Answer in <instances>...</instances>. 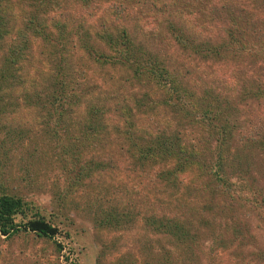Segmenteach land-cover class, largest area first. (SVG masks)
<instances>
[{"label":"rangeland","instance_id":"obj_1","mask_svg":"<svg viewBox=\"0 0 264 264\" xmlns=\"http://www.w3.org/2000/svg\"><path fill=\"white\" fill-rule=\"evenodd\" d=\"M206 1L0 0V20L13 27L0 48V186L62 237L0 236V264H264V62L208 57L222 43L234 49L223 29L237 31L229 12L241 0H211L212 14H199ZM258 9L256 37L264 30ZM123 48L188 81L180 88L197 95H182L184 120L175 92L168 100L149 90L158 94L146 110L149 85L130 79ZM210 111L218 121L205 119ZM176 129L200 138L204 170L220 169L243 193L193 172L172 185L136 178L125 148L169 141Z\"/></svg>","mask_w":264,"mask_h":264},{"label":"trees","instance_id":"obj_2","mask_svg":"<svg viewBox=\"0 0 264 264\" xmlns=\"http://www.w3.org/2000/svg\"><path fill=\"white\" fill-rule=\"evenodd\" d=\"M241 1L245 2L248 6L246 5L244 10H237ZM241 1H237V6L234 8L236 10L235 12H229V24L238 26L237 31L234 32L235 35L233 34L232 29H223L228 39L230 41L233 40L232 42L235 46L234 49H231L232 45L230 46L226 43H222L221 45L216 46L214 50L208 49V57L218 58V60L220 61H224V59H230L231 61H233V58L239 59L244 58L247 55H251L253 57H259V59H262L264 62V30L259 31V35L256 37L255 30L252 28V20L255 17H260L261 11L258 8L262 10L264 9V0ZM206 4H208L209 6L205 7L203 10H200L199 14H201L202 12H204L205 15L212 14L211 12H213L214 9L211 5V0H207ZM253 5H258L259 7L257 9H254L252 8ZM206 9H209V11L206 12ZM199 14H197L195 18L198 19ZM187 16L191 17L192 14L188 13ZM206 18L209 22H212L211 19L213 17ZM241 23H243V27H241ZM200 25H202L204 29L203 36L205 38L212 37L213 34L209 32V23H204L201 21ZM11 28H13L11 25L6 26V23L3 19L0 20V48L3 47L2 43L7 39L9 31L11 32ZM102 33H107L106 37L110 38L109 31L107 29L103 28ZM240 34L245 37L241 38ZM10 41L11 39L7 40L5 43H10ZM9 49L12 50L9 54H7V60L11 58L12 53L16 52V46H12L10 44ZM53 51L58 52V50L56 49ZM117 51H120L119 53L127 66L133 69L135 76L130 79H135L137 82L139 81L140 86H144V84H146V86L149 85L148 89L146 90L141 89V87H133V89L139 88L143 90V92L149 93L146 95V100H143V105L146 107V110L153 105V100H149L153 99V96L158 94L155 93V91H151L152 95H150L149 90L154 89L156 90V92H160L162 94V97L168 100L172 99L171 94L175 92L177 101V105L175 106L176 117L177 119H180V121L184 120L187 116V113L183 111L184 104L182 101V95L187 102H190L191 97H195L194 92L197 95L196 91L191 92L190 87L185 86V89L180 88V86L184 87L182 85L188 84V81L186 80L184 82H178V75L169 74L160 66L139 63L138 59L134 57L132 51H129V53L125 48L119 49ZM204 55L205 52L199 54L198 56L201 58ZM137 77L140 78V80L136 79ZM185 92L186 94H181ZM148 101L149 103H147ZM201 113H203L204 115L207 114V112ZM219 116V113H217L216 116L213 111H210V113H208V117H205V119L209 118L210 122L218 121L217 118ZM213 124L216 123L213 122ZM184 130H182L183 132L180 133L176 129L170 136L169 141L159 140L156 141V144L151 141H146L145 139L140 140L139 143V139L133 140L134 138L129 136L128 140H133V143L132 146H130L129 150L126 151L125 148V152H128V154L134 158V162L132 164L135 166L134 172H137L136 178L145 180L146 185H153V178L166 180V183L169 182L172 185V181H174L175 176H179L182 174L189 175L190 172H193V177L196 176L198 178H204L205 180L208 179L209 182L213 183L212 188L220 187L222 188V190L224 189L228 192H236V188L240 186L236 185L231 180L223 178L220 173V169L216 171H213V167H209L206 170L203 169L202 165L198 162V156L200 152L199 145L197 146V140H199L200 138H197V135H189V133L187 134ZM187 135L189 136L187 137ZM179 137H187V146L181 145L179 143ZM190 139H194L195 142L189 141ZM158 163H167L169 164V167L165 169ZM153 169L157 171L154 177L151 176V174H153ZM244 189L245 187L241 186L237 193L242 194ZM238 197L239 196H236L235 199H237ZM105 224L106 223L103 222V225ZM19 233H30L43 240H51L59 238L61 236L60 231L56 227H54L50 221L44 219L37 212L33 211L29 207V205L21 198L4 192V190L0 186V236L11 238ZM53 244L55 251L57 253L60 252L63 247L62 241H56ZM67 252L69 253L70 251L68 250ZM63 261H68V257L66 255L63 256ZM69 264L72 263L69 262Z\"/></svg>","mask_w":264,"mask_h":264}]
</instances>
